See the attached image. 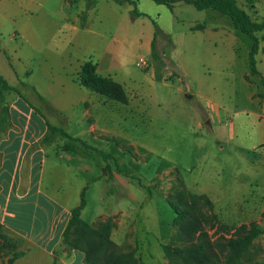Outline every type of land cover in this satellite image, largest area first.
<instances>
[{"label":"rangeland","instance_id":"obj_1","mask_svg":"<svg viewBox=\"0 0 264 264\" xmlns=\"http://www.w3.org/2000/svg\"><path fill=\"white\" fill-rule=\"evenodd\" d=\"M236 3L264 20V0ZM33 4L0 20V75L16 89L4 103L13 128L17 110L31 111L32 128H63L91 146L66 152L89 183L74 247L98 264H264V234L247 239L264 231V97L249 77L251 39L226 16L184 2L173 12L141 0L151 19L113 0ZM153 22L169 31L155 52ZM255 35L264 76V31ZM86 61L123 87L127 104L79 85ZM64 144L57 136L42 146L52 155ZM97 152L112 154V181ZM65 163H48L44 177L65 175ZM0 232L1 254L23 253Z\"/></svg>","mask_w":264,"mask_h":264},{"label":"crops","instance_id":"obj_2","mask_svg":"<svg viewBox=\"0 0 264 264\" xmlns=\"http://www.w3.org/2000/svg\"><path fill=\"white\" fill-rule=\"evenodd\" d=\"M135 1L138 6L141 0ZM33 3L34 0H1L0 20L6 18L7 9L12 10L13 6L24 8L29 14ZM181 4L183 2L174 4L173 12ZM204 11L210 13L211 19L215 18L213 13L217 11ZM17 113L19 125L16 124V128L10 126L0 139V225L5 236L24 253L12 264H86L83 252L74 250L68 257L62 246L71 211L79 205L78 198L85 187L88 190L89 183L71 163V157L66 154L68 151L52 155L46 152L40 141L47 127L40 132L32 128L34 114H26L31 111L17 110ZM25 114L29 117L24 118ZM9 115L11 124L10 110ZM64 159L65 175L61 173L59 178L52 176L47 180L43 168L48 163L50 166H55L57 161L63 163ZM9 258L0 253V264H7Z\"/></svg>","mask_w":264,"mask_h":264},{"label":"trees","instance_id":"obj_3","mask_svg":"<svg viewBox=\"0 0 264 264\" xmlns=\"http://www.w3.org/2000/svg\"><path fill=\"white\" fill-rule=\"evenodd\" d=\"M1 1V0H0ZM119 5H122L124 2H127L129 5H132L131 14L135 17H146L150 19L145 13H141L137 9V3L135 0H113ZM157 5H163L167 8H173L174 4L179 2H184L186 4L194 6L198 11L204 10H215L220 14L226 16L231 20L234 27L238 29L242 34L248 36L252 41V47L248 54V67H249V77H257L263 87V93L261 94L264 97V76L257 68V60L256 56L259 53V39L256 37V33L259 31H264V20L261 22H254L251 20L249 15L242 9H240L236 3V0H151ZM246 2L250 5H253L254 0H246ZM155 31L154 37L151 44L152 52H155V43L157 37L162 34V30L153 22ZM205 26L203 24L195 26V30H203ZM79 85L84 87L94 93H97L111 101L127 104L128 98L126 93L124 92L123 87L115 82L113 79L109 77H103L97 72V64L92 63V61H86L81 66L79 75H78ZM16 91V89L9 85L8 82L0 75V139L2 135L6 132V130L10 127V115L9 109L4 103V97L7 92ZM57 136H61L65 139V150L67 151H78L80 147H86L91 149V146L80 138H73L70 136L63 128H59L56 126H52L47 124V130L44 136L42 137L40 144L45 145L48 143H52L54 138ZM77 143L79 145H77ZM95 150V148H92ZM97 150V149H96ZM99 151V150H97ZM100 153L106 162L105 167L103 168V174L108 175L107 181H112V173L111 167L108 163V160L112 157L111 153ZM87 187H85L81 193V200L78 206H76L71 211L70 220L67 225V228L63 235V243L67 247L68 257L73 250H78L74 246V242L70 239V233L72 229L78 228L84 225V222L81 218L82 211L86 207V199L85 192ZM1 228V225H0ZM264 234V231L261 229H254L249 233L248 241ZM2 233L0 232V243L2 240ZM9 244L2 246L7 247ZM12 250L14 248L13 245H9ZM24 253H15L13 256L7 261V264H12L16 259L22 257ZM86 264H98L95 261H90L89 258L85 256Z\"/></svg>","mask_w":264,"mask_h":264},{"label":"water","instance_id":"obj_4","mask_svg":"<svg viewBox=\"0 0 264 264\" xmlns=\"http://www.w3.org/2000/svg\"><path fill=\"white\" fill-rule=\"evenodd\" d=\"M187 97H188L189 99H191V98H192V96H190V95H187Z\"/></svg>","mask_w":264,"mask_h":264}]
</instances>
